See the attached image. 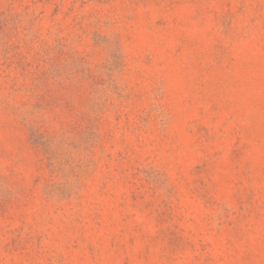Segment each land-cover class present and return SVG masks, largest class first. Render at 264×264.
Wrapping results in <instances>:
<instances>
[{"label": "rangeland", "instance_id": "1", "mask_svg": "<svg viewBox=\"0 0 264 264\" xmlns=\"http://www.w3.org/2000/svg\"><path fill=\"white\" fill-rule=\"evenodd\" d=\"M0 264H264V0H0Z\"/></svg>", "mask_w": 264, "mask_h": 264}]
</instances>
